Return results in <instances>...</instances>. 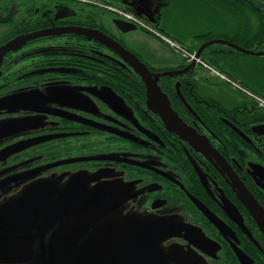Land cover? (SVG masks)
<instances>
[{"label": "flooded vegetation", "instance_id": "af4514ba", "mask_svg": "<svg viewBox=\"0 0 264 264\" xmlns=\"http://www.w3.org/2000/svg\"><path fill=\"white\" fill-rule=\"evenodd\" d=\"M132 1L159 29L197 9ZM206 1L187 61L166 46L140 52L122 18L84 0H0V46L33 35L0 63V98L26 106L0 110L13 123L0 131V264H264L249 209L251 197L264 213V109L253 98L264 95V0H218L228 21ZM79 28L171 72L157 84L191 138L167 129L128 63Z\"/></svg>", "mask_w": 264, "mask_h": 264}, {"label": "water", "instance_id": "95a60500", "mask_svg": "<svg viewBox=\"0 0 264 264\" xmlns=\"http://www.w3.org/2000/svg\"><path fill=\"white\" fill-rule=\"evenodd\" d=\"M129 1L130 2L127 3L128 4L127 6L132 7V10L135 12V14L140 16L141 11L138 10V8L135 6V2L132 0H129ZM151 22L156 23L157 20L155 21L153 20ZM120 23H121L120 25L122 27V30L125 32L137 30V27L134 26L133 24L123 22V21ZM75 32L77 34L84 35L89 40L94 39L97 42L105 45L106 47H109L114 52L119 54L128 63L132 71L135 72L141 78L145 86V96H146L147 108L152 110L153 112L158 113L163 123L165 124L166 128L174 132L175 134H177L180 138L186 139V140H189L191 138L193 132L179 118L177 113L170 107L169 100L166 94L163 91H161L160 87L157 84V79L160 76L172 75L171 72L166 71V72H160L157 74L152 73L151 71H149L146 64L142 62L138 58L137 55L127 50L126 48L121 46L119 43L114 41L113 39L107 37L99 30L79 28V29H76ZM31 37H33V35L32 36H21V37L18 36V37L8 40L6 43L1 45L0 46V63L2 61L3 56L7 52L14 51L19 45L25 43V41H27ZM0 75H1V71H0ZM11 99L12 98H10V96L1 97L0 98V110H9L13 108H26V106H24L23 104L14 103ZM109 100L111 101L113 100V98H110ZM12 124H13L12 122H9L7 120L0 121V131H8ZM239 190L241 191V194L243 193L247 194L246 193L247 191L244 187L239 188ZM249 203L251 205L249 206V209L264 234V213L261 210V208L255 203V201L251 199V197L249 199Z\"/></svg>", "mask_w": 264, "mask_h": 264}, {"label": "built area", "instance_id": "2783aa9c", "mask_svg": "<svg viewBox=\"0 0 264 264\" xmlns=\"http://www.w3.org/2000/svg\"><path fill=\"white\" fill-rule=\"evenodd\" d=\"M88 3L95 5L101 9H104L120 18H122L125 21L131 22L132 24L136 25L140 29L144 30L145 32L155 36L156 38L160 39L162 42L167 44L174 52L178 53L182 58L186 59L187 61H190L194 59V53L187 50L183 45H181L179 42H177L174 39H171L163 32L159 31L156 27H154L152 24L148 23L147 21L137 17L133 13L126 11L120 7L106 4L97 0H84ZM203 64V62H200ZM204 65V64H203ZM253 98L256 102V104L264 109V97L253 95Z\"/></svg>", "mask_w": 264, "mask_h": 264}, {"label": "crops", "instance_id": "0c3cea01", "mask_svg": "<svg viewBox=\"0 0 264 264\" xmlns=\"http://www.w3.org/2000/svg\"><path fill=\"white\" fill-rule=\"evenodd\" d=\"M191 2H193V4L197 5V9L196 10L193 9V11L190 12L189 15H194L196 17V20H199V21L202 22L204 16L206 17L207 1L205 0V2H204L203 0H191ZM228 6L232 7V4H229ZM211 7H212V14L214 16H217L218 14H220L222 12V10L225 7V5L220 3L218 0H212L211 1ZM235 7L237 9H240L241 5L237 4V5H235ZM243 9H244V11L246 13H250V10H248L247 6H245ZM171 19H174V17H172V16H166L165 18L162 17V19H161V27L167 33L171 34L172 36L180 37L182 35V37H184V42L186 43V37L192 35V33L189 32V31H192V30L185 28L181 32H179L178 29L176 28V26L171 22ZM187 31H188V34H187ZM133 36L135 38H137L138 42L141 43V44L142 43H146V41H150V39H151L150 36H147L142 31L140 32L139 35L134 34ZM139 51H141V50L139 49ZM159 54H161V53H159Z\"/></svg>", "mask_w": 264, "mask_h": 264}, {"label": "rangeland", "instance_id": "374dc122", "mask_svg": "<svg viewBox=\"0 0 264 264\" xmlns=\"http://www.w3.org/2000/svg\"><path fill=\"white\" fill-rule=\"evenodd\" d=\"M141 3L142 2L137 1V2H135V6L138 9H139V7L142 8V4ZM185 9H188V7L185 8ZM240 11L244 12V9L241 7ZM188 12L190 13L189 10H188ZM229 12H231V11L227 7H225V10H224L225 21H228L227 20L228 18L226 16L230 15ZM183 13H185V11ZM171 22L176 26V28L178 29L179 32H181L185 28L191 29L192 31H194V30L200 29L202 27V22L199 21V20H196V17L194 15L177 16V17H174V19H171ZM142 32L145 33V34H148V36H150L151 39H150V41H146V44L145 43L141 44L139 42L135 43L136 44V49H138V50L140 49L141 50L140 52L146 53L147 49L149 48L152 51L164 54L165 51H166V48L164 46H166V47H168L170 49V47L167 44H165L164 42H162L160 39L156 38L155 36H153V35H151V34H149L147 32H145L144 30H142ZM134 33L136 35H139L140 31L136 30V31H134ZM167 36L170 37L171 39H174L169 34ZM146 47H148V48H146ZM176 54H178V53H176ZM147 57L150 58L151 54L148 53Z\"/></svg>", "mask_w": 264, "mask_h": 264}, {"label": "trees", "instance_id": "16d2710c", "mask_svg": "<svg viewBox=\"0 0 264 264\" xmlns=\"http://www.w3.org/2000/svg\"><path fill=\"white\" fill-rule=\"evenodd\" d=\"M99 1H101V2H103V3H106V4H110L111 2L110 1H108V0H99ZM111 4H114V3H111ZM118 6H120V5H118ZM121 7H123V6H121ZM248 7V6H247ZM124 9H127V8H125V7H123ZM169 34V33H168ZM172 38H174L175 40H177L179 43H181L182 45H185V42L183 41L184 40V37H182V35L180 36V37H175V36H172L171 34H169ZM132 87H134L135 89H137L139 92H142L143 91V86L139 83V82H137V83H133L132 85H131ZM264 96V95H263Z\"/></svg>", "mask_w": 264, "mask_h": 264}]
</instances>
